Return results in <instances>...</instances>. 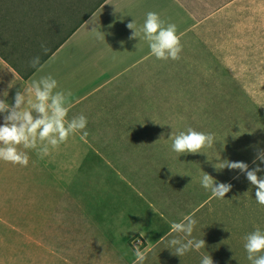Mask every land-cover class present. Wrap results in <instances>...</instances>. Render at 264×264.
I'll return each mask as SVG.
<instances>
[{
    "label": "crops",
    "instance_id": "1",
    "mask_svg": "<svg viewBox=\"0 0 264 264\" xmlns=\"http://www.w3.org/2000/svg\"><path fill=\"white\" fill-rule=\"evenodd\" d=\"M149 11L183 34L179 60H157L145 40L130 39L127 24L140 28ZM27 19L34 28L25 25L13 43L0 38V99L13 104L17 90L49 74L72 101L90 92L128 93L116 104L125 114L112 112L110 129L97 127L79 147L76 201L50 193L72 183L51 178V154L40 159L29 150L30 193L0 208L1 218L13 214V236L1 234L0 264H133L136 248L146 252L145 264L177 235L172 222L199 220L232 195L211 198L200 183L204 172L233 192L246 174L215 165L256 166L264 150V0H101L72 32L54 38L39 33L48 19L44 28ZM36 56L40 64L31 67ZM139 122L157 125L130 129ZM189 126L215 133L213 147L172 151L171 134ZM19 214L28 215V234H19Z\"/></svg>",
    "mask_w": 264,
    "mask_h": 264
},
{
    "label": "clouds",
    "instance_id": "2",
    "mask_svg": "<svg viewBox=\"0 0 264 264\" xmlns=\"http://www.w3.org/2000/svg\"><path fill=\"white\" fill-rule=\"evenodd\" d=\"M134 30L131 38L143 39L148 43L150 55L157 60H179L183 45L181 34H177V25L162 20L158 13L149 11L140 28L135 21L127 24ZM100 39H105L100 33H96ZM46 53L48 48L41 45ZM31 67L40 64V57H33L29 62ZM58 81L51 75L34 80L23 90H17L14 103L9 104L6 99H0V114L3 115V123L0 124V160L14 165L27 167L30 156L25 150H35L38 157L43 159L58 150L62 144H66L70 137L81 134L84 140L88 132L85 130L88 120L81 113L68 119V113L72 108V92L70 90H57ZM5 95V94H4ZM6 96V95H5ZM171 150L178 154L204 153L202 149L213 147L216 142L215 133L203 132L188 127L186 131L171 134ZM23 149V150H21ZM264 163V150H259L253 160L256 166L249 169V165L243 161L224 160L217 171L228 168L239 170L246 174L247 180L256 187L255 200L264 206V177H258L257 173L264 171L259 163ZM201 186L210 190L211 198L224 199L230 191V183H217L213 176L204 172L200 179ZM197 224L193 215H186L179 222L171 223V233L177 234L168 241V249L173 255L184 256L190 251L199 252L205 247L204 239L192 237ZM170 233V234H171ZM243 247L247 252L250 264H264V229L259 225L243 237ZM133 264H144L146 252L136 248ZM200 264H214L211 255H202Z\"/></svg>",
    "mask_w": 264,
    "mask_h": 264
},
{
    "label": "rangeland",
    "instance_id": "3",
    "mask_svg": "<svg viewBox=\"0 0 264 264\" xmlns=\"http://www.w3.org/2000/svg\"><path fill=\"white\" fill-rule=\"evenodd\" d=\"M18 1L20 6L23 7H29V4H33L34 9L32 11L29 9V11H31L32 16L39 19L40 24L42 23V28H44L43 24L48 19L46 28L49 29L45 33L44 30H40L39 33L40 35H48L54 38L62 31L73 28L101 0ZM127 93L126 90L116 92L103 91L100 93L90 92L78 100L72 101L73 106L68 113V119L83 113L88 120L85 130L88 132L87 136L90 137L93 136L92 134L97 127L101 130H109L111 127L108 122L109 115L112 112L116 113V111L118 115L125 114L126 107H117L116 104H124ZM99 94L101 95L100 98L98 97ZM150 111L156 114L158 108H151ZM101 120L103 122H100ZM156 125L157 122L131 123L130 129L140 130L143 127L148 129ZM80 135L76 134L74 137H70L66 144L61 145L58 150H53L51 153V164L53 167L51 169V178H64L70 180L72 184L66 187H50L49 191L51 194L70 195L74 201H76L78 196L79 147L89 142L87 138L81 140ZM25 151L30 156L29 150ZM30 163L31 156L27 167L0 160V208H4L6 201L13 200L14 195H29L31 189L29 185ZM259 164L261 168H264V163L259 162ZM257 175L258 177H264V171L258 172ZM255 192L256 187L251 185L246 175H244L235 190L232 192L230 189L228 192V194L232 195H229L227 202L221 204L218 208L200 213V219H196L197 224L194 228L193 237L205 240L206 245L200 250L201 253L193 250L179 257L173 255L171 249H168L169 246H163L165 248L160 249L158 254L145 264H190V260L195 259L196 261L193 264H200L204 254L211 255L214 264H250L247 259V252L243 247V237L254 230V226L257 225V218L264 217V206L256 202ZM73 206L75 215L72 217H76V202ZM18 217L19 234H28V215L19 214ZM12 218V213H7L6 216L3 213L2 218L0 217V239L1 234L2 240L13 236V229L8 226V224H12Z\"/></svg>",
    "mask_w": 264,
    "mask_h": 264
},
{
    "label": "trees",
    "instance_id": "4",
    "mask_svg": "<svg viewBox=\"0 0 264 264\" xmlns=\"http://www.w3.org/2000/svg\"><path fill=\"white\" fill-rule=\"evenodd\" d=\"M16 1L0 0V38L6 40V44L13 43L16 38H18L21 31L24 33L25 25L34 28V23L30 24V19L25 20L27 17L32 16L31 11L34 9L33 4H29V7H23L20 6L18 0ZM29 9L31 11H29ZM92 11L80 20V22L77 23L70 32H72ZM21 12H23L22 16L20 15ZM33 18L37 20L36 17L33 16ZM261 223L263 224V228L264 219H261Z\"/></svg>",
    "mask_w": 264,
    "mask_h": 264
}]
</instances>
